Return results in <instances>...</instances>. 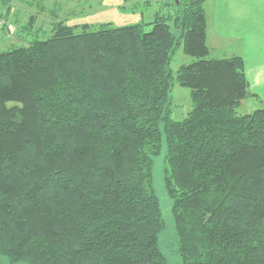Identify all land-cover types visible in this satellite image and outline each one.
Wrapping results in <instances>:
<instances>
[{"label":"trees","instance_id":"obj_1","mask_svg":"<svg viewBox=\"0 0 264 264\" xmlns=\"http://www.w3.org/2000/svg\"><path fill=\"white\" fill-rule=\"evenodd\" d=\"M204 1L141 0L160 2L150 22L59 21L0 52L9 264H264V107L237 114L256 96L241 56L210 55ZM179 44L192 60L173 74ZM173 83L192 102L179 120ZM163 144L174 262L160 251L152 187Z\"/></svg>","mask_w":264,"mask_h":264},{"label":"rangeland","instance_id":"obj_2","mask_svg":"<svg viewBox=\"0 0 264 264\" xmlns=\"http://www.w3.org/2000/svg\"><path fill=\"white\" fill-rule=\"evenodd\" d=\"M141 0H11L7 6L0 4V52L25 46L33 39L49 37L51 27L56 22L70 24L110 23L115 27L150 22L160 9V2L150 6L138 5ZM146 26L145 29H149ZM192 58L186 55L179 44L171 57L169 68L175 74L182 64L190 63ZM170 115L179 120L190 111L192 102L189 89L173 83L170 91ZM243 114L246 105L236 109ZM162 152L153 160L152 187L158 198L163 228L159 235L160 251L170 262L176 257L174 223L171 215L172 201L164 187V170L167 163ZM0 264H9L0 257Z\"/></svg>","mask_w":264,"mask_h":264},{"label":"crops","instance_id":"obj_3","mask_svg":"<svg viewBox=\"0 0 264 264\" xmlns=\"http://www.w3.org/2000/svg\"><path fill=\"white\" fill-rule=\"evenodd\" d=\"M206 41L211 56L243 59L249 90L246 112L264 107V0H205ZM239 106V107H240Z\"/></svg>","mask_w":264,"mask_h":264}]
</instances>
